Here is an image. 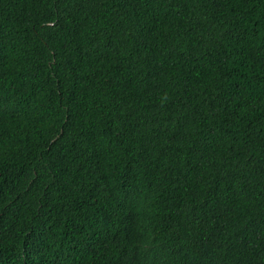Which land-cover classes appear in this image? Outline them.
<instances>
[{
  "label": "trees",
  "instance_id": "16d2710c",
  "mask_svg": "<svg viewBox=\"0 0 264 264\" xmlns=\"http://www.w3.org/2000/svg\"><path fill=\"white\" fill-rule=\"evenodd\" d=\"M0 264H264V0H0Z\"/></svg>",
  "mask_w": 264,
  "mask_h": 264
}]
</instances>
